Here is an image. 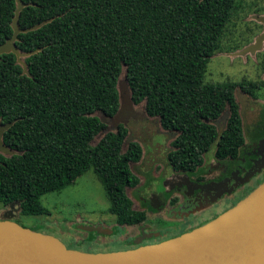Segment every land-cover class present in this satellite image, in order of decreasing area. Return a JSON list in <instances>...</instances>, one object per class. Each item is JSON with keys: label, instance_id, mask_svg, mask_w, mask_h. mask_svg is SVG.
Wrapping results in <instances>:
<instances>
[{"label": "trees", "instance_id": "16d2710c", "mask_svg": "<svg viewBox=\"0 0 264 264\" xmlns=\"http://www.w3.org/2000/svg\"><path fill=\"white\" fill-rule=\"evenodd\" d=\"M16 45L29 54L27 70L13 51L0 55V124L8 128L0 152V203L20 202L23 215L49 214L42 196L60 192L93 169L119 226L140 224L128 188L140 178L132 168L143 154L120 124L94 138L120 107L119 77L126 65L132 99L176 131L170 166L195 172L216 144L218 160L237 158L246 143L240 87L259 96V82H205L212 56L247 0H22ZM16 0H0V46L13 38ZM229 109L222 132L213 121ZM75 243L98 250L97 237ZM125 248V247H121Z\"/></svg>", "mask_w": 264, "mask_h": 264}, {"label": "rangeland", "instance_id": "374dc122", "mask_svg": "<svg viewBox=\"0 0 264 264\" xmlns=\"http://www.w3.org/2000/svg\"><path fill=\"white\" fill-rule=\"evenodd\" d=\"M263 17L264 11L254 13L250 6H247L241 14L233 17L222 40V52L214 55L208 64L205 82H240L242 80L264 82L262 68L264 60ZM4 49L14 51L19 62L25 68L27 54L16 50L11 41ZM262 84L257 97H251L239 88L236 89V98L240 104L245 130L246 147L257 143L255 126L259 121L260 112L264 110V83ZM118 90L120 94L119 111L112 117L101 112L96 113L105 122L106 128L94 138L92 144L95 145L106 132L116 131L122 124L128 129L123 151L127 149L129 142L136 141L142 145L141 159L131 163V168L139 176L140 183L137 187L128 188L135 207L140 209L142 204H140V196L147 199L152 196L154 203L161 202L162 197L156 191L163 190L164 186L161 181L171 171L168 153L173 149L172 141L178 133L164 129L159 117L150 116L146 111L145 101L139 104L133 101L126 78V67L123 68L119 77ZM228 117L229 109L227 108L217 120L213 121L219 132L225 129ZM0 145V148H5L1 137ZM215 149L216 144L205 154L204 165L217 166L220 162L215 157ZM2 151L6 155L12 154L8 150ZM42 203L49 210V214L23 215L18 208L13 219L25 227L43 231L51 238L56 239L60 246L77 248L75 243L88 238L90 233L80 229V224L101 225L116 232L115 235H99L97 237V249L101 251L126 249V247L121 248L120 238L135 233V230L131 228L119 226L116 216L109 212L110 200L93 169L79 176L73 184L68 185L62 191L44 194ZM17 207L19 206L17 205ZM8 208H10L9 205L0 203V219L9 215L6 213ZM120 235L122 236L120 237ZM85 248L83 250H86Z\"/></svg>", "mask_w": 264, "mask_h": 264}, {"label": "water", "instance_id": "95a60500", "mask_svg": "<svg viewBox=\"0 0 264 264\" xmlns=\"http://www.w3.org/2000/svg\"><path fill=\"white\" fill-rule=\"evenodd\" d=\"M16 1L17 10L13 20L15 34L0 46V55L12 51L4 49L10 41L19 50L17 34L23 30L18 20L26 5L22 0ZM7 128L0 124V137L5 147L0 150L13 154L14 151L3 141ZM263 166L264 159L256 161L247 177ZM183 177L187 183L190 182L187 174H183ZM17 205L20 210V202L15 201L11 203L9 215L0 219V264H264V182L204 225L157 243L118 251H87L60 246L56 239L43 231L33 230L15 221L13 216L18 211ZM79 227L86 232L102 235L114 232L101 225L80 224Z\"/></svg>", "mask_w": 264, "mask_h": 264}, {"label": "flooded vegetation", "instance_id": "af4514ba", "mask_svg": "<svg viewBox=\"0 0 264 264\" xmlns=\"http://www.w3.org/2000/svg\"><path fill=\"white\" fill-rule=\"evenodd\" d=\"M247 2L252 4L254 13L264 11V0ZM243 11L245 9L239 14ZM219 52L222 51L214 55ZM262 68L264 70V60ZM255 129L257 143L251 147H246L245 143L237 158L219 160L217 166L203 164L195 172H180L171 167L161 181L163 190L156 191L162 197L161 202L154 203L152 196L149 199L139 197L140 204H147H141L139 209L146 211V219L140 224L126 226L135 233L124 237L120 235V244L126 249L135 248L189 232L227 211L261 185L264 182V166L250 177L247 174L256 161L264 159V110L260 112ZM183 174L189 176L190 182H186ZM9 207L6 213L11 210V204ZM115 234L114 231L112 235Z\"/></svg>", "mask_w": 264, "mask_h": 264}, {"label": "bare ground", "instance_id": "6f19581e", "mask_svg": "<svg viewBox=\"0 0 264 264\" xmlns=\"http://www.w3.org/2000/svg\"><path fill=\"white\" fill-rule=\"evenodd\" d=\"M1 146V145H0Z\"/></svg>", "mask_w": 264, "mask_h": 264}]
</instances>
